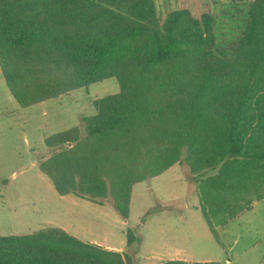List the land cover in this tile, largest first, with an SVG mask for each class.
Listing matches in <instances>:
<instances>
[{
	"label": "trees",
	"instance_id": "obj_1",
	"mask_svg": "<svg viewBox=\"0 0 264 264\" xmlns=\"http://www.w3.org/2000/svg\"><path fill=\"white\" fill-rule=\"evenodd\" d=\"M237 3L242 32L220 43L210 14L174 10L161 24L154 0H0V67L21 108L112 78L120 86L45 139L39 170L60 196L129 221L134 186L185 162L216 171L199 182L216 238L215 224L264 199V0ZM133 262L60 228L0 235V264Z\"/></svg>",
	"mask_w": 264,
	"mask_h": 264
},
{
	"label": "rangeland",
	"instance_id": "obj_2",
	"mask_svg": "<svg viewBox=\"0 0 264 264\" xmlns=\"http://www.w3.org/2000/svg\"><path fill=\"white\" fill-rule=\"evenodd\" d=\"M154 1L161 24L170 12L185 10L198 18L213 16L220 43L232 41L242 32L245 8L237 5L238 0ZM6 84L0 67V235H27L69 223L88 240L123 248L117 252L128 253L134 261L131 264H146L137 258L140 254L160 259L151 264L176 262L177 258L193 260L187 263L264 264V199L252 202L225 226L215 224L218 238L203 219L199 182L216 171L192 173L184 162L160 177L136 184L129 224L110 206L102 208L73 195L60 196L39 171V162L48 155L43 138L77 126L82 115L95 113L97 100L120 91L116 79L45 102L42 119L39 113H21ZM182 156L186 157V150ZM184 206L186 217H180L177 214L185 211ZM127 233L139 241L128 246ZM177 249L187 256L166 253Z\"/></svg>",
	"mask_w": 264,
	"mask_h": 264
},
{
	"label": "crops",
	"instance_id": "obj_3",
	"mask_svg": "<svg viewBox=\"0 0 264 264\" xmlns=\"http://www.w3.org/2000/svg\"><path fill=\"white\" fill-rule=\"evenodd\" d=\"M7 85V84H6ZM8 87V86H7ZM8 90H9V88H8ZM9 93H10V90H9ZM11 95V94H10ZM9 97V96H8ZM12 97V96H11ZM13 98V97H12ZM11 99V98H10ZM14 99V98H13ZM57 100V99H56ZM15 101V100H14ZM16 102V101H15ZM45 102H47V101H45ZM45 102H42V103H40V104H38V105H35V106H32V107H28V108H21L19 105H18V107H19V109L21 110V113H25V112H27L28 111V114L31 116V115H35V114H37L38 115V113H39V115H40V119H42L43 118V111H44V109L46 108V106H44L46 103ZM17 103V102H16ZM35 107V108H34ZM45 118H47L48 116H44ZM35 130H37L38 131V133H40V131L38 130V129H35ZM64 130H67V129H64ZM64 130H62V131H64ZM54 134V133H53ZM47 137H44L43 138V144H44V141H45V139H46ZM45 145V144H44ZM46 148V147H45ZM38 168H39V166H38ZM40 171V170H39ZM160 177V176H159ZM157 178V177H156ZM155 179V178H154ZM62 197H66V196H62ZM75 197V196H74ZM77 199H80V198H78V197H76ZM66 200V202H68V203H71V204H73V205H75L76 203L75 202H73V200H69V198H65ZM81 200H83V199H81ZM87 201V200H86ZM93 206L94 205H97V206H101L102 208H105V207H107V206H110L109 204H105V205H99V204H95V203H92V202H90ZM185 206H186V203L184 204ZM184 206V210L185 211H181L180 213H178L177 215L178 216H180V217H186V212H187V208ZM111 207V206H110ZM112 208V207H111ZM201 212V211H200ZM118 214V213H117ZM201 214H202V212H201ZM119 215V214H118ZM120 216V215H119ZM202 216H203V214H202ZM121 217V216H120ZM122 218V217H121ZM203 219L205 220V218H204V216H203ZM205 222H206V220H205ZM125 224H129V221H125ZM206 224H207V226H208V228H209V230H210V232H211V234L212 235H214V233L212 232V230L210 229V226L208 225V223L206 222ZM56 227L57 228H60V229H62V230H64L65 232H67L69 235H71V236H73V237H75V238H77V239H79V240H81V241H84V242H89V243H93V244H96V245H99V246H103L104 248H106V249H109V250H116V251H119V250H121V249H123V248H115V247H113V246H111V245H109V244H106V243H100V242H97V241H91V240H88V239H86L85 237H84V234L82 233V232H80L77 228H76V226L75 225H73V224H69V223H63L62 225H56ZM214 237H215V235H214ZM168 255H173L174 253L175 254H177V253H180L181 255H185V256H187V254L185 253L184 254V250H175V251H168V252H166ZM145 256L144 255H142L141 256V254L140 255H138V259H142V261L143 260H146L145 261V263L146 264H151V263H154V262H159V260L158 259H156V256H152V257H147V258H144ZM154 257H155V259H154ZM171 259V258H170ZM172 259H175V258H172ZM175 260H178V261H184V262H193V260H190V259H187L186 260V258H183V259H181V258H177V259H175ZM194 262H201V261H194ZM205 262H213V261H202V263H205ZM160 264H162V262H160Z\"/></svg>",
	"mask_w": 264,
	"mask_h": 264
}]
</instances>
